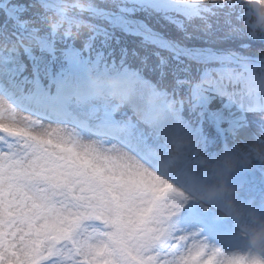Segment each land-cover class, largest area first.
Listing matches in <instances>:
<instances>
[{
	"label": "snow or ice",
	"instance_id": "1",
	"mask_svg": "<svg viewBox=\"0 0 264 264\" xmlns=\"http://www.w3.org/2000/svg\"><path fill=\"white\" fill-rule=\"evenodd\" d=\"M49 9L0 0V264H258L185 219L191 200L224 207L190 196L199 149L264 129L251 6L88 0L78 38Z\"/></svg>",
	"mask_w": 264,
	"mask_h": 264
},
{
	"label": "clouds",
	"instance_id": "2",
	"mask_svg": "<svg viewBox=\"0 0 264 264\" xmlns=\"http://www.w3.org/2000/svg\"><path fill=\"white\" fill-rule=\"evenodd\" d=\"M62 10L49 9L45 13V23L51 28H58L60 33L69 32L73 38L90 30L92 21L87 15H80L79 6L88 3V0H54ZM212 2L230 3L233 0H212ZM252 9L251 23L255 28L249 29L255 37H264V0H244ZM0 47L3 44L0 43ZM259 119L264 120V111L258 112ZM187 142L186 140L184 141ZM168 154H178L176 143H169ZM199 159L203 161L200 171L205 174L195 191L190 196L196 199L222 197L224 207L221 214L233 217H248V221L238 224L240 234L245 238L248 249L253 253V259L258 264H264V210L246 204L237 198L239 186L232 177L240 169L253 165L254 162L264 161V129L259 136H252L247 143L229 144L222 146L214 153L199 149Z\"/></svg>",
	"mask_w": 264,
	"mask_h": 264
},
{
	"label": "rangeland",
	"instance_id": "3",
	"mask_svg": "<svg viewBox=\"0 0 264 264\" xmlns=\"http://www.w3.org/2000/svg\"><path fill=\"white\" fill-rule=\"evenodd\" d=\"M257 118H258V117L253 116V115H251V114H250V116H249V119H257ZM252 130L255 131V127H254V126H253V129H252ZM240 195H242V193H241ZM251 204L253 205V203H251ZM198 210L200 211V213H202V214H204V215H207L208 217H213V218H216V219H218V220H223V219H225L224 216H222L223 218H221V216H219L221 213H220V214L215 213V211L212 210V209H210L209 211L205 212L203 209L200 208V206H198ZM222 215H223V214H222ZM224 222H225L226 225L228 224L227 221H224ZM190 226H191V227H199V225H198L196 222H192V223L190 224ZM199 228H200V227H199ZM234 250H237V249H226V251H224V252L227 254V253H230V252H232V251H234ZM238 250H239L240 252H242V253H244V252H248L249 255L252 254V252L248 249L246 243H245L244 246H242L241 248H238Z\"/></svg>",
	"mask_w": 264,
	"mask_h": 264
},
{
	"label": "trees",
	"instance_id": "4",
	"mask_svg": "<svg viewBox=\"0 0 264 264\" xmlns=\"http://www.w3.org/2000/svg\"><path fill=\"white\" fill-rule=\"evenodd\" d=\"M194 23H199V21H196ZM252 44L253 50H258L261 47H264V44H261L259 41H246Z\"/></svg>",
	"mask_w": 264,
	"mask_h": 264
}]
</instances>
